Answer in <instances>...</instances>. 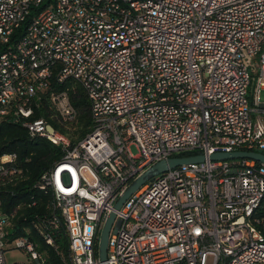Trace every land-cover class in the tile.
<instances>
[{"label": "built area", "instance_id": "1", "mask_svg": "<svg viewBox=\"0 0 264 264\" xmlns=\"http://www.w3.org/2000/svg\"><path fill=\"white\" fill-rule=\"evenodd\" d=\"M80 89L91 118L83 139L34 117L49 107L57 122L77 121ZM262 92L264 0H0V121L62 149L38 185L52 191V224L63 223L70 264H102L112 212L108 264H264L253 220L264 163L210 158L264 154ZM201 154L115 209L156 162ZM16 162L0 154V181ZM16 212L0 200V264L8 249L48 264L29 236L12 238ZM46 242L59 249L52 236Z\"/></svg>", "mask_w": 264, "mask_h": 264}, {"label": "trees", "instance_id": "2", "mask_svg": "<svg viewBox=\"0 0 264 264\" xmlns=\"http://www.w3.org/2000/svg\"><path fill=\"white\" fill-rule=\"evenodd\" d=\"M29 21L30 19L20 30H23ZM74 104L79 115L78 120L73 123H59L52 119L53 114L49 107L36 111L34 117H46L73 142H77L88 134L91 124L90 113L87 110L88 102L81 89L80 96L74 98ZM0 139V154L17 155L16 171L0 181V200L3 209L9 214L15 209L17 211L12 218V238L29 236L38 244L39 249L45 252L48 264H70L63 223L59 220L58 228L52 224L55 215L52 191L38 185L43 173L61 159V147L42 137H31L22 124L10 120L0 121ZM253 220L264 235V203L255 211ZM48 235L54 238L59 249L46 242Z\"/></svg>", "mask_w": 264, "mask_h": 264}, {"label": "water", "instance_id": "3", "mask_svg": "<svg viewBox=\"0 0 264 264\" xmlns=\"http://www.w3.org/2000/svg\"><path fill=\"white\" fill-rule=\"evenodd\" d=\"M240 157L254 158L264 163V154L259 152H245V151H236L230 153L216 152L210 156L212 160H226V159H234ZM204 160H205V156L201 154L195 156L171 157L169 159L156 162L150 168H148L141 176H139L136 180L132 182V184L128 187V189L124 192V194L120 196V198L118 199L115 205V209L119 210L124 204V202L130 197V195L136 192L148 180L178 166L192 164V163H199V162H203ZM115 219H116V212H112L110 216L107 218L101 233L100 242H99V258L102 264H108L106 261L108 256L109 237Z\"/></svg>", "mask_w": 264, "mask_h": 264}, {"label": "rangeland", "instance_id": "4", "mask_svg": "<svg viewBox=\"0 0 264 264\" xmlns=\"http://www.w3.org/2000/svg\"><path fill=\"white\" fill-rule=\"evenodd\" d=\"M261 96L264 97L263 92L261 93ZM131 150L134 154L139 153L138 148L135 145L131 146ZM88 177L90 178L89 174ZM10 231L12 232V228H10ZM6 261L7 264H26L29 262V256L21 249H8L6 251Z\"/></svg>", "mask_w": 264, "mask_h": 264}]
</instances>
